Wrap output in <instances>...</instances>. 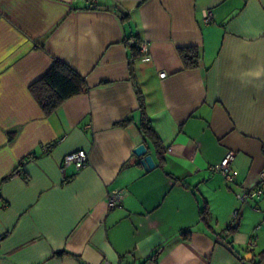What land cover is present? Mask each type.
<instances>
[{
  "label": "crops",
  "instance_id": "crops-1",
  "mask_svg": "<svg viewBox=\"0 0 264 264\" xmlns=\"http://www.w3.org/2000/svg\"><path fill=\"white\" fill-rule=\"evenodd\" d=\"M92 6L0 0V264H247L264 251V192L247 204L235 195L264 170V0ZM207 10L214 18L205 25ZM130 34L148 45L133 71ZM183 47L201 50L198 68H183ZM55 60L88 91L45 116L29 87ZM134 83L164 149L161 165L135 122L115 126L136 118ZM141 144L155 165L147 172L133 154ZM76 151L87 164L62 169ZM228 152L233 183L209 170ZM113 191L124 196L108 210ZM234 210L236 230L223 240L216 234ZM60 251L70 256L53 257Z\"/></svg>",
  "mask_w": 264,
  "mask_h": 264
},
{
  "label": "trees",
  "instance_id": "trees-1",
  "mask_svg": "<svg viewBox=\"0 0 264 264\" xmlns=\"http://www.w3.org/2000/svg\"><path fill=\"white\" fill-rule=\"evenodd\" d=\"M86 8L91 9L94 6H86ZM122 22H124L127 17L120 16ZM137 38L134 35H126L123 43L128 51L129 69L133 71L135 63L142 59V55L139 52L138 47L135 45ZM178 56L182 62L183 68L185 70H193L200 66V61L202 58V52L197 47H183L177 50ZM132 73V72H131ZM135 94L138 100V112L136 118L131 117L124 121L117 123L115 126L120 128H125L130 124L135 122L138 133L142 137L144 144L153 149L158 163L161 165L163 161V147L161 141L154 130L151 120L146 111V101L142 90L137 83H134ZM88 91V87L84 79L78 75L72 68L66 64L55 60L50 69L45 73V75L38 81L30 85L29 92L35 100L36 104L39 106L41 111L45 116H50L56 112V110L67 100L81 96ZM247 204V203H246ZM208 211L204 207L200 211V221L207 225ZM236 230V226H228L223 234H216L219 238L228 241ZM180 237L183 240H188L190 237V232L180 233ZM230 246L231 243L227 242ZM160 252L158 248L154 253L152 258L156 261L157 256ZM70 256V254L60 251L54 253L53 257ZM247 264H264V251L257 254L254 258L246 261Z\"/></svg>",
  "mask_w": 264,
  "mask_h": 264
},
{
  "label": "built area",
  "instance_id": "built-area-1",
  "mask_svg": "<svg viewBox=\"0 0 264 264\" xmlns=\"http://www.w3.org/2000/svg\"><path fill=\"white\" fill-rule=\"evenodd\" d=\"M86 6H90L96 3V0H84ZM213 14L207 10L203 11L202 22L207 25L210 24L213 20ZM135 45L138 47L142 58H146L148 55V45L145 41H141L137 38ZM166 73H159V78L164 79ZM234 158L232 152H228L222 161L213 167H210L209 170L213 173H219L223 176L226 182L233 183V178L230 174V164ZM88 162V155L84 151H76L65 155L62 159V169L65 167L73 166L75 169L80 170ZM262 192H264V170H262L258 175L257 185L250 189H242L236 193L235 198L239 204H246L250 201H255L261 198ZM122 191H113L107 195V208L108 210H113L121 205L123 199ZM238 218V211L234 210L232 213V219L228 226H233L236 219ZM249 246H252V242H249Z\"/></svg>",
  "mask_w": 264,
  "mask_h": 264
},
{
  "label": "water",
  "instance_id": "water-1",
  "mask_svg": "<svg viewBox=\"0 0 264 264\" xmlns=\"http://www.w3.org/2000/svg\"><path fill=\"white\" fill-rule=\"evenodd\" d=\"M146 151H147V149H146L145 145L141 144L133 150V154L136 157H142V159L140 160V164H141L142 168L144 169V171L147 172L150 169H152L155 165H154V161H153L151 156H149V155L145 156Z\"/></svg>",
  "mask_w": 264,
  "mask_h": 264
}]
</instances>
